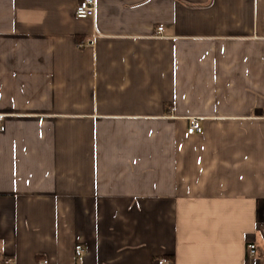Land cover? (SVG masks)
<instances>
[{
    "label": "crops",
    "instance_id": "crops-1",
    "mask_svg": "<svg viewBox=\"0 0 264 264\" xmlns=\"http://www.w3.org/2000/svg\"><path fill=\"white\" fill-rule=\"evenodd\" d=\"M81 1L0 0V264H264V0Z\"/></svg>",
    "mask_w": 264,
    "mask_h": 264
},
{
    "label": "built area",
    "instance_id": "built-area-1",
    "mask_svg": "<svg viewBox=\"0 0 264 264\" xmlns=\"http://www.w3.org/2000/svg\"><path fill=\"white\" fill-rule=\"evenodd\" d=\"M76 18L79 20H94L97 15V0H82L76 7L75 11ZM164 28H159L158 32L162 33ZM264 38V34H263ZM201 131L200 124L197 120H193L190 127L188 128L189 135H195ZM85 253V250L82 246H76L75 254L77 257H82ZM247 255L250 258L257 256V246L256 244L250 243L247 245ZM38 264H48V261H41ZM157 264H172L167 259H161Z\"/></svg>",
    "mask_w": 264,
    "mask_h": 264
}]
</instances>
